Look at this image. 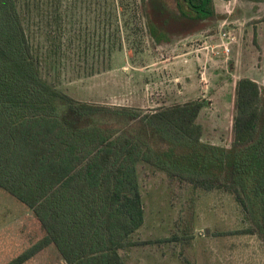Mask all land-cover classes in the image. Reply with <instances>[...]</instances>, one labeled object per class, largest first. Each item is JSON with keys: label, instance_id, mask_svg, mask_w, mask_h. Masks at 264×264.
Masks as SVG:
<instances>
[{"label": "rangeland", "instance_id": "obj_1", "mask_svg": "<svg viewBox=\"0 0 264 264\" xmlns=\"http://www.w3.org/2000/svg\"><path fill=\"white\" fill-rule=\"evenodd\" d=\"M122 1L125 9H114L113 15L104 18V12ZM238 1L245 9L240 16L235 11L229 25L215 22L212 28L185 32L181 28L186 22L176 20L172 26L182 33L166 44L150 37L139 0H31L29 15L39 40L44 11L49 7L54 12L56 6L63 11L67 56L59 78L54 79L59 89L80 101L142 113L203 99L205 106L197 117L201 140L230 147L237 81L248 77L264 89V6ZM150 20L157 30L163 29L158 14L151 13ZM105 29L110 53L101 42ZM223 31H228V38H236L227 41ZM225 45L229 52L223 50ZM260 106L264 125V95ZM124 115L113 110L94 119L110 132L139 136L159 156L165 157L170 149L180 153L169 138L141 120L127 122ZM138 172L145 220L132 237L141 243L121 251L128 264H264V216L258 221L234 194L171 178L143 161ZM219 174L225 181L226 173ZM234 177L230 180L236 183ZM258 206L264 215V204ZM249 227L254 232H245ZM44 234L33 210L0 189V264H7ZM23 264L66 263L57 248L49 245Z\"/></svg>", "mask_w": 264, "mask_h": 264}, {"label": "trees", "instance_id": "obj_2", "mask_svg": "<svg viewBox=\"0 0 264 264\" xmlns=\"http://www.w3.org/2000/svg\"><path fill=\"white\" fill-rule=\"evenodd\" d=\"M31 6V0H0V189L32 209L45 234L7 264H23L49 245L66 264H128L121 251L141 243L132 237L145 220L138 174L142 161L196 187L229 190L262 222L258 205L264 204V191L249 192L246 199L236 175L245 158L264 173V142H253L264 139L256 81L241 78L236 84L232 150L201 140L197 117L203 99L145 113L143 120L181 150L159 156L139 136L110 132L94 119L114 110L129 122L134 109L80 101L59 89L54 79L67 56L65 16L59 6L54 12L48 7L40 41L30 24ZM114 9H125L123 1L104 18ZM102 34L103 49L110 53L109 34L106 29ZM227 159L236 183L219 174ZM259 179L264 187V175Z\"/></svg>", "mask_w": 264, "mask_h": 264}, {"label": "flooded vegetation", "instance_id": "obj_3", "mask_svg": "<svg viewBox=\"0 0 264 264\" xmlns=\"http://www.w3.org/2000/svg\"><path fill=\"white\" fill-rule=\"evenodd\" d=\"M245 1L252 3H259L260 5L264 6V0H245ZM139 5H140L139 13L142 16V18L145 19V22L147 24L146 27L148 29L150 37H152L156 42L160 44H166L173 38V36H177V33H182L174 30V27L172 26V23H174L176 20L186 22V25L181 29L185 30V32H189V31L191 32L199 28L203 29L204 26H207L206 28H212L214 27L215 22H218L217 24L229 25L230 19L236 18L234 14L235 11H237L238 16H240L242 10L245 9L241 5V2L238 0H139ZM151 13H155L160 16V20L163 25V29H160V31L156 29L154 24L150 23ZM262 21H264V15L262 17ZM223 32L226 33V39H227L228 31H223ZM254 35L257 34L254 33ZM261 36H263V34H261ZM232 38L235 39L236 37L231 36L230 38H228L227 41H229V39L231 40ZM243 78H248V77H243ZM258 86L260 90V95L261 97H263L264 89L259 85V83ZM147 112L150 111H146L143 113L140 111H133V113H131L133 114V117L131 121H129V123L134 122V120L137 119V120H141V122L144 125H150L145 120H143V115ZM233 141L234 140H232V144L230 147L228 146L227 147L222 146V147H225L227 150H232L234 147ZM253 142L261 143L264 142V139L256 138ZM242 147L243 148H240V150L245 151L246 145ZM242 156H238V157H242ZM245 160L246 158L242 160L240 170L237 171L238 174H236L238 175V179L240 181L238 185L240 192L242 194H247L249 192L258 193L259 190L264 191V187H262L261 180L259 179L264 175V173L262 171L254 170L251 164L249 165L246 164ZM229 161H230L229 159L226 160L225 166L227 170L225 171L226 174L224 177L226 178V180L225 179L224 180L228 184H231L233 182L230 180V178L234 177L235 172L233 176H228V173H230V170L232 169L233 166V164H231ZM224 191L231 193L229 190H224ZM245 198L248 199L247 196ZM252 203L253 202L251 201V204Z\"/></svg>", "mask_w": 264, "mask_h": 264}, {"label": "built area", "instance_id": "obj_4", "mask_svg": "<svg viewBox=\"0 0 264 264\" xmlns=\"http://www.w3.org/2000/svg\"><path fill=\"white\" fill-rule=\"evenodd\" d=\"M224 36H226V33H224ZM223 50H225V52H228V51H229V47H227V46L225 45V47L223 48Z\"/></svg>", "mask_w": 264, "mask_h": 264}]
</instances>
